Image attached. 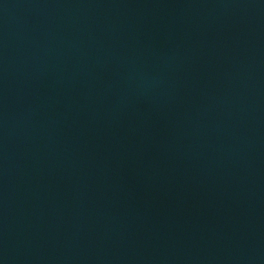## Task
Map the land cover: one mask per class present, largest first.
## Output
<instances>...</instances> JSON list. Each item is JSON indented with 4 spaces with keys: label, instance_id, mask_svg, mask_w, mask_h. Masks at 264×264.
<instances>
[{
    "label": "water",
    "instance_id": "1",
    "mask_svg": "<svg viewBox=\"0 0 264 264\" xmlns=\"http://www.w3.org/2000/svg\"><path fill=\"white\" fill-rule=\"evenodd\" d=\"M0 264H264V0H0Z\"/></svg>",
    "mask_w": 264,
    "mask_h": 264
}]
</instances>
